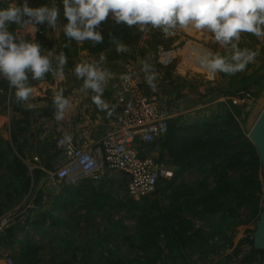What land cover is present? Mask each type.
Returning a JSON list of instances; mask_svg holds the SVG:
<instances>
[{
    "label": "rangeland",
    "instance_id": "rangeland-1",
    "mask_svg": "<svg viewBox=\"0 0 264 264\" xmlns=\"http://www.w3.org/2000/svg\"><path fill=\"white\" fill-rule=\"evenodd\" d=\"M43 1L30 0L28 4L35 8L42 6ZM11 2L0 0V7H7ZM122 24L116 23L109 14L96 27L102 39L119 30L114 39H108L110 41L105 47L109 42L125 39ZM144 27L129 26L128 40L131 38L136 41ZM20 28L19 25H10L9 31L18 39L29 40L17 35L16 30ZM201 32L203 35L197 36L196 32L192 37L207 41L213 52L231 55L230 46L221 48L211 38V33ZM237 47L255 51L257 55L243 72L235 75L218 73L215 79L210 80L206 70L194 69L199 76L196 80H189L190 75L179 69H171L174 75L181 77H174V83L164 88V95L171 107L170 123H175L172 132L177 138L188 140L197 136L207 138L224 135L225 141L228 135H240L235 141L226 143L225 147L249 141V133L264 109V38L241 33ZM14 90L6 79L0 77V137L7 131L9 123L21 116L9 114L7 108L8 97H12ZM212 140H209V144H212ZM1 141L0 219L11 216L12 224L3 232L2 238L4 249L11 255L13 264L261 262L262 253L253 252L248 246L260 213H254L247 201L228 200L208 211H204L201 206H183L182 211L175 215L180 214L189 220L190 228L186 231V237L195 234L184 247L176 240H166L163 236L157 240V248L150 247L148 242L141 240L142 228L137 222L142 214L152 218L156 216V208L152 207L154 201L158 202L159 210L167 213L176 187L191 188L193 195H204L218 186L216 180L221 173L231 182L239 180L245 175L246 167L243 165L229 168L220 157L211 164L182 168L173 163L167 150L162 151L160 143H155L145 153L164 160L170 169L176 171L173 180L160 182L156 194L133 200L127 196L126 181L114 173L100 182L87 185L80 197L65 196V202L61 203L60 193L71 192L76 186L58 184L46 176L28 178L26 172L16 168L12 151ZM220 151L224 154L234 152L233 149ZM244 160L245 157L242 162ZM262 182L264 187V179ZM259 197L258 207L261 210L264 194ZM182 200H179L177 207ZM62 204L63 208H59ZM9 229L11 233L7 232ZM27 243L37 249L29 262V257L24 260L20 257Z\"/></svg>",
    "mask_w": 264,
    "mask_h": 264
},
{
    "label": "clouds",
    "instance_id": "clouds-1",
    "mask_svg": "<svg viewBox=\"0 0 264 264\" xmlns=\"http://www.w3.org/2000/svg\"><path fill=\"white\" fill-rule=\"evenodd\" d=\"M62 14L67 20L63 27L67 38L82 43L85 40L100 42L102 36L96 27L111 14L116 23L128 26L152 25L162 27L164 31L180 27H191L198 31L211 33V38L221 48L230 46L231 55L224 56L209 49L197 54V63L206 70L210 80L218 73L235 75L243 72L253 62L257 53L247 48L240 49L237 44L241 33H250L264 38V0H61ZM60 9L55 3L30 7L28 0H12L7 7H0V77L6 79L15 88L18 101H27L33 89L27 85L28 74L33 80L41 79L45 73L52 72L51 54H44L40 44L31 40L18 39L10 25H19L30 33L38 31L37 25L45 22L55 28ZM118 52L127 51L118 44ZM57 74L62 77V68L66 63L63 52L55 57ZM150 65L144 64L148 73ZM77 78H83V88L95 93L91 97L100 110L108 109L101 97L105 81L103 71L94 64L78 63L74 68ZM154 74L146 76L149 87H154ZM56 108L55 120L64 119L65 109L74 107L62 92L53 97ZM111 115V111L108 112Z\"/></svg>",
    "mask_w": 264,
    "mask_h": 264
},
{
    "label": "built area",
    "instance_id": "built-area-1",
    "mask_svg": "<svg viewBox=\"0 0 264 264\" xmlns=\"http://www.w3.org/2000/svg\"><path fill=\"white\" fill-rule=\"evenodd\" d=\"M132 44L129 52L116 50L121 58L118 73L100 70L105 79L116 82L117 124L103 136L97 151L77 145L71 133H61L56 139L59 157L47 171L51 181L74 186L82 180L98 182L104 173H115L125 178L127 196L141 200L156 194L161 181L174 179V171L163 160L145 151L169 133L171 107L164 88L180 76L171 69H179L190 75L189 80H196L199 73L195 70H204L197 63V54L211 48L207 41L187 34L184 27L164 31L150 24ZM145 63L150 65L148 73L144 71ZM148 74H154V87L147 83ZM11 224V216L0 219V264H13L2 238Z\"/></svg>",
    "mask_w": 264,
    "mask_h": 264
},
{
    "label": "crops",
    "instance_id": "crops-1",
    "mask_svg": "<svg viewBox=\"0 0 264 264\" xmlns=\"http://www.w3.org/2000/svg\"><path fill=\"white\" fill-rule=\"evenodd\" d=\"M53 3L60 9L55 28L49 27L45 22L36 26L38 31L35 33H30L22 26L16 30L19 37L29 40L34 38L35 42L40 44L44 54H51L49 58L53 71L45 73L39 80H33L31 74H28L27 85L33 89V92L27 101H18L15 90L13 93L10 91L13 95L8 97L7 108L11 115L21 114L17 117L20 121L15 119L13 123H9L7 131H4L0 137L1 142L12 151L13 157L17 159L21 170L27 173L28 178L34 175L36 178L46 176L49 180L51 179L47 171L59 157L60 151L56 139L61 133L69 132L77 145L97 151L103 136L117 124L119 119L116 82L105 79L101 85L104 89L101 99L109 107L100 110L92 103L91 97L95 93L91 89H84L83 78H77L75 75L76 64L90 63L99 70L105 68L118 73L121 69V58L116 54L117 45L123 44L127 48L126 52H129L134 42L131 38L127 40L124 37V40L109 42L105 47L108 41L115 37L103 42L102 45H99L100 42L94 43L89 40L78 43L67 38L63 32L67 20L62 14V4L58 3V0H45L42 6L51 7ZM112 35L113 33L110 34ZM61 52L66 57L62 77L57 74V60L55 59ZM57 92H62V95L74 106L65 109L64 119L61 121H56L54 118L56 108L53 97ZM109 111L111 115H108ZM18 155L22 156L19 158ZM109 174L114 173H104L102 179ZM119 177L125 180L121 175ZM60 196L63 199L65 193H60Z\"/></svg>",
    "mask_w": 264,
    "mask_h": 264
},
{
    "label": "trees",
    "instance_id": "trees-1",
    "mask_svg": "<svg viewBox=\"0 0 264 264\" xmlns=\"http://www.w3.org/2000/svg\"><path fill=\"white\" fill-rule=\"evenodd\" d=\"M122 30H124V37L129 39V26L122 24ZM119 33L114 31L113 35H105V37L100 41L99 45L103 42H107L108 39L113 38ZM98 48H100L98 46ZM169 76V74L167 75ZM238 95L237 93H234ZM175 123H170V129L168 135L165 139L160 142V148L162 151L165 149L168 151L169 156L172 158L173 163L177 166L180 165L182 168L190 167L192 165H203L211 164L216 158L222 157V161L227 167L232 168L235 165H243L246 167L245 175L239 180L231 182L225 179L224 174H220L218 180H216L217 185L213 190L207 191L204 195H193V190L191 188H184L182 186L176 187L173 195L170 208L167 213H163L159 210L158 202L154 201L152 207L156 208V216L154 218L142 214L138 217L137 222L142 228L140 238L142 241L148 242L150 247L157 248V240L160 236L165 237L166 240L172 239L180 246H185L187 241L190 240L192 235L186 237V231L189 227V220L182 217L180 214L175 215L176 212L182 211L183 206L189 207H203L204 211L211 210L215 206L222 204V202L228 200L235 201H247L252 207L254 213L259 214L258 203L260 200V195L264 194V187L262 179L264 176L261 173L260 163L257 157V153L253 145L249 141L238 142L229 147H225L226 143L235 141L240 135H228L227 139L223 141L224 135L221 137H207L201 138L199 136L194 138H189L185 140L184 138H177L172 132V127ZM223 133V132H222ZM212 140V144H209V140ZM221 149H233L234 152L230 154L221 153ZM239 151V152H236ZM245 160L242 162V159ZM17 159H14L16 168H20V164L17 163ZM216 168V166H215ZM176 177V171H174V178ZM173 180V179H172ZM91 184L88 181L80 182L74 190L71 192H66L65 196L77 197L82 195V191L87 185ZM90 186V185H89ZM183 189V190H181ZM259 195V196H258ZM180 199H183L181 205L177 207ZM65 202V197L62 199L61 203ZM59 208H63L60 206ZM11 233V229L7 231ZM253 237L248 242V246L252 248L253 252L258 253L252 247ZM37 251L36 247L31 246L29 243L21 251L20 257L24 260L29 257L28 262L32 260V255Z\"/></svg>",
    "mask_w": 264,
    "mask_h": 264
},
{
    "label": "water",
    "instance_id": "water-1",
    "mask_svg": "<svg viewBox=\"0 0 264 264\" xmlns=\"http://www.w3.org/2000/svg\"><path fill=\"white\" fill-rule=\"evenodd\" d=\"M249 141L256 150L261 173L264 176V109L249 133ZM252 247L262 253L260 264H264V201L255 224Z\"/></svg>",
    "mask_w": 264,
    "mask_h": 264
},
{
    "label": "bare ground",
    "instance_id": "bare-ground-1",
    "mask_svg": "<svg viewBox=\"0 0 264 264\" xmlns=\"http://www.w3.org/2000/svg\"><path fill=\"white\" fill-rule=\"evenodd\" d=\"M184 30H185V31L187 32V34H189L190 36H194V34H195L196 32H198V33H197V36H201V35H203L201 31L195 30V29H193V28H191V27L184 28Z\"/></svg>",
    "mask_w": 264,
    "mask_h": 264
}]
</instances>
